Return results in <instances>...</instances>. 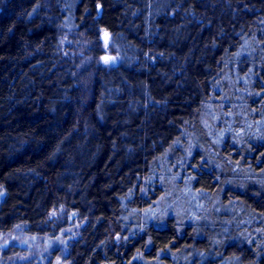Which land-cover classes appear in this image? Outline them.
<instances>
[{"label": "trees", "instance_id": "obj_1", "mask_svg": "<svg viewBox=\"0 0 264 264\" xmlns=\"http://www.w3.org/2000/svg\"><path fill=\"white\" fill-rule=\"evenodd\" d=\"M104 32L110 67L79 56ZM217 97L245 123L207 138L215 157L188 153ZM173 149L175 186L215 196L214 219L156 213L140 231L131 216L161 196L142 180ZM0 189V231L42 232L58 205L86 220L71 264H264V0H0Z\"/></svg>", "mask_w": 264, "mask_h": 264}, {"label": "rangeland", "instance_id": "obj_2", "mask_svg": "<svg viewBox=\"0 0 264 264\" xmlns=\"http://www.w3.org/2000/svg\"><path fill=\"white\" fill-rule=\"evenodd\" d=\"M62 40L63 50H65V45L67 44L71 46L70 48H74L75 45L70 43V39L67 35H65ZM72 42L74 44L73 40ZM101 42L100 54L92 57L91 55L89 56L87 52H84L83 54H79V56L85 61L91 58L96 65L100 64L104 67H110L117 63L118 56L114 50L109 47L107 36L102 38ZM249 52L250 50H248L246 44L243 53L248 54ZM233 82L234 80L230 77L223 79V86H225L224 96L229 100L230 98H234L233 90L234 87H236V84ZM242 93L244 94V91ZM226 104L227 103L219 97L213 102L203 104L202 124H204L205 128L210 133V136L209 134L205 135L204 132H201L198 129H195L193 132H191L189 128L185 129L182 136L183 140H185L183 144L188 153L192 154V148L194 147L196 148L195 150L200 149L202 152L204 151V153H207V155H212V158L215 157L216 149L213 144L208 145L207 138L212 140V142H215L219 137V134H224L223 129L226 127L228 128L229 123L232 124L235 121L245 123L247 116L244 111L246 109L241 103V100L231 101V105L233 104V110L228 116L225 109ZM225 117L226 122L223 121V118ZM225 123L228 124L224 125ZM244 131L246 132L247 130L237 128V132L241 133L239 138L243 137ZM193 141L195 143H193ZM197 144L198 147L196 146ZM168 153L167 156H162L154 163V165H152L149 175L142 180L144 188L141 192L143 193L146 192V188L154 187V179L159 180L158 184L161 187L162 198L160 196L161 199L157 198L154 200V203L151 204H154L157 209H142L140 214L133 213L134 215H132L131 218L134 216L137 220L142 221L139 223L140 231L144 228L145 223L143 222L149 223L154 221L153 219L156 213L165 219L172 214L180 221L182 220L185 222L194 221V219L199 217L198 214L200 213H202L203 216H206L205 219L209 217L214 219V212L217 209L216 197L209 196L202 200V198H199V195L189 188L186 183H181L183 189H181V186L177 188V185L175 186V184H177V181L179 180V174L177 171L178 168H175V165L178 162L173 159V157L176 156V150H170ZM213 160L214 159H212V161ZM219 165L220 172L224 173L228 170V166L224 164ZM0 193H2L0 194L1 199L3 196V191L1 189ZM53 213L55 214L52 215ZM163 218L157 219L158 221L155 220L154 222L163 225L165 221ZM85 224V219L69 211L63 205H58L50 210L43 223L44 229L42 232H30L21 225L15 226L7 231H0V264H71L67 258L68 245L79 235L81 228H83Z\"/></svg>", "mask_w": 264, "mask_h": 264}, {"label": "water", "instance_id": "obj_3", "mask_svg": "<svg viewBox=\"0 0 264 264\" xmlns=\"http://www.w3.org/2000/svg\"><path fill=\"white\" fill-rule=\"evenodd\" d=\"M106 35H107V32H104V34H103V38H105V37H106Z\"/></svg>", "mask_w": 264, "mask_h": 264}, {"label": "bare ground", "instance_id": "obj_4", "mask_svg": "<svg viewBox=\"0 0 264 264\" xmlns=\"http://www.w3.org/2000/svg\"><path fill=\"white\" fill-rule=\"evenodd\" d=\"M176 189H177V188H176ZM181 189H183V187H182V186H181ZM161 194H162V193H160V195H161ZM161 198H162V195H161ZM161 198H160V199H161Z\"/></svg>", "mask_w": 264, "mask_h": 264}, {"label": "snow or ice", "instance_id": "obj_5", "mask_svg": "<svg viewBox=\"0 0 264 264\" xmlns=\"http://www.w3.org/2000/svg\"><path fill=\"white\" fill-rule=\"evenodd\" d=\"M107 62V61H106ZM0 194H2V193H0ZM55 213H53L52 215H54Z\"/></svg>", "mask_w": 264, "mask_h": 264}]
</instances>
